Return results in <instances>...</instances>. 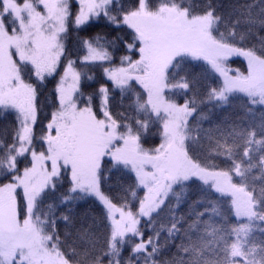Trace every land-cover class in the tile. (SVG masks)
I'll list each match as a JSON object with an SVG mask.
<instances>
[{"label": "snow or ice", "instance_id": "6c2138e0", "mask_svg": "<svg viewBox=\"0 0 264 264\" xmlns=\"http://www.w3.org/2000/svg\"><path fill=\"white\" fill-rule=\"evenodd\" d=\"M10 114L0 264H264V0H0Z\"/></svg>", "mask_w": 264, "mask_h": 264}, {"label": "trees", "instance_id": "16d2710c", "mask_svg": "<svg viewBox=\"0 0 264 264\" xmlns=\"http://www.w3.org/2000/svg\"><path fill=\"white\" fill-rule=\"evenodd\" d=\"M96 35H101V36H106L109 39L113 38L115 35H117L116 31L109 26L106 21H104L103 19H101L99 22H95L91 25H89L87 27V30L81 31L80 32V36L82 38H92ZM119 35L121 36H125L126 34L124 32H120ZM76 43V35L73 34L70 41H69V45L72 46ZM116 56L117 59L113 61V63H118V57L119 55H122L123 52L120 49L116 50ZM235 68H239L240 70H244L245 69V62L240 60V59H235L234 63L232 65ZM93 73L95 75V80L82 84V89L84 90V92L86 94H90L92 92L95 91V89L99 86L100 83H104V78L102 76L101 70L99 68H93ZM58 79V77H53L51 79H49V81L43 85L39 87V101L41 103L42 106V112H41V119H45L46 118V114L50 113L52 110V103L54 102V98H53V89L55 87L56 84V80ZM115 99L118 101L119 100V96L118 94L116 95ZM118 107V105H114V108ZM15 121L13 118V115H8L6 119H0V128H5L7 127L9 129V132L11 131L12 127H14ZM150 143H152V141H150ZM115 179V177L113 178ZM124 182H130L127 177L123 178ZM106 191L108 189H105ZM88 203L87 202H82L81 205H78V210H81L84 207H88ZM181 211H183V209H181ZM173 251L175 250L174 248L172 249Z\"/></svg>", "mask_w": 264, "mask_h": 264}, {"label": "rangeland", "instance_id": "374dc122", "mask_svg": "<svg viewBox=\"0 0 264 264\" xmlns=\"http://www.w3.org/2000/svg\"><path fill=\"white\" fill-rule=\"evenodd\" d=\"M235 59H240V60H242V58H235ZM243 61V60H242Z\"/></svg>", "mask_w": 264, "mask_h": 264}]
</instances>
